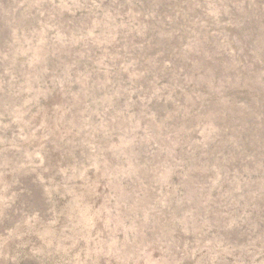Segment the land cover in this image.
<instances>
[{
	"label": "rangeland",
	"instance_id": "374dc122",
	"mask_svg": "<svg viewBox=\"0 0 264 264\" xmlns=\"http://www.w3.org/2000/svg\"><path fill=\"white\" fill-rule=\"evenodd\" d=\"M0 264H264V0H0Z\"/></svg>",
	"mask_w": 264,
	"mask_h": 264
}]
</instances>
